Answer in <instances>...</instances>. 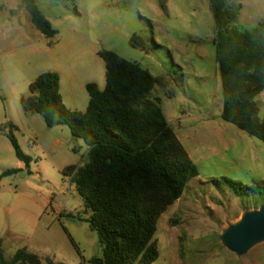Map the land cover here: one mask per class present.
<instances>
[{
	"label": "rangeland",
	"instance_id": "obj_1",
	"mask_svg": "<svg viewBox=\"0 0 264 264\" xmlns=\"http://www.w3.org/2000/svg\"><path fill=\"white\" fill-rule=\"evenodd\" d=\"M57 32L47 37L22 0H0V245L11 261L20 250L43 262L90 264L102 258L100 234L69 167L89 161V147L69 125L48 126L25 110L33 83L60 76L67 111L85 116L87 85L106 88L101 51L139 63L156 79L170 126L198 168L182 198L161 217L154 264H264V243L239 256L221 241L243 214L264 206V143L222 118L223 85L216 62L211 0H35ZM230 30L252 31L264 22V0L229 3ZM139 35L146 49L131 45ZM264 117V93L257 98ZM22 152L21 162L10 140ZM239 193V194H238Z\"/></svg>",
	"mask_w": 264,
	"mask_h": 264
},
{
	"label": "trees",
	"instance_id": "obj_2",
	"mask_svg": "<svg viewBox=\"0 0 264 264\" xmlns=\"http://www.w3.org/2000/svg\"><path fill=\"white\" fill-rule=\"evenodd\" d=\"M232 1L236 0H211L223 85L222 118L264 143V117L259 118L257 103L264 93V22L252 31L230 30ZM22 5L44 35L57 34L35 0H22ZM131 45L146 49L139 35L131 39ZM99 55L106 66V88L87 85L90 100L84 117L67 111L55 72H46L33 83L23 106L29 113L42 115L50 127L69 125L89 147L88 163L69 167L67 174L92 212L88 222L100 234L104 248L103 257L90 264H154L160 256L155 240L159 220L182 198L199 171L168 123L160 100L150 98L156 85L151 73L113 51ZM10 140L17 158L29 165L31 159L12 133ZM228 183L251 193L256 187L264 189V181L254 187ZM0 264L63 263L43 262L26 250L7 261L0 245Z\"/></svg>",
	"mask_w": 264,
	"mask_h": 264
},
{
	"label": "water",
	"instance_id": "obj_3",
	"mask_svg": "<svg viewBox=\"0 0 264 264\" xmlns=\"http://www.w3.org/2000/svg\"><path fill=\"white\" fill-rule=\"evenodd\" d=\"M222 244L231 252L243 256L264 243V206L250 210L230 224L221 235Z\"/></svg>",
	"mask_w": 264,
	"mask_h": 264
}]
</instances>
